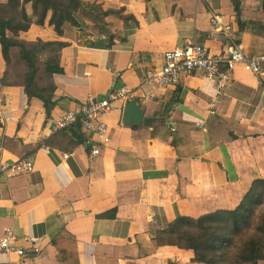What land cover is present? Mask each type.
<instances>
[{"label":"crops","instance_id":"0c3cea01","mask_svg":"<svg viewBox=\"0 0 264 264\" xmlns=\"http://www.w3.org/2000/svg\"><path fill=\"white\" fill-rule=\"evenodd\" d=\"M82 1L123 17L104 20L109 34L80 17L83 32L66 24L60 36L49 13L44 23L32 17L20 36L69 44L53 109L28 103L22 87L0 90V163L28 158L35 166L0 172V240L11 231V244L25 251L0 254V264H190L191 254L159 246L155 233L177 218L234 211L264 178V71L258 78L237 66L222 94L202 72L156 95L144 79L187 37L219 54L230 31L247 56H264V0ZM235 2L247 22L242 33ZM5 70L0 46V77ZM125 85L142 86L149 99L131 111V101L115 104L105 118L111 143L98 156L92 135L54 131L66 112Z\"/></svg>","mask_w":264,"mask_h":264},{"label":"trees","instance_id":"16d2710c","mask_svg":"<svg viewBox=\"0 0 264 264\" xmlns=\"http://www.w3.org/2000/svg\"><path fill=\"white\" fill-rule=\"evenodd\" d=\"M235 4L242 33L247 22L240 14L239 3ZM122 12L104 10L97 2L89 4L82 0H0L1 52L6 67L0 77V90L22 87L28 103L38 99L48 110L53 109L54 76L64 73L60 56L69 44L22 40L21 34L32 27L31 18L44 23L50 13V25L60 36L66 24L83 32L80 17L93 22L99 32L109 34L104 20L123 17ZM155 239L161 247H174L191 254L190 264H264V179L252 182L234 211L219 210L199 219L177 218L158 230Z\"/></svg>","mask_w":264,"mask_h":264},{"label":"built area","instance_id":"2783aa9c","mask_svg":"<svg viewBox=\"0 0 264 264\" xmlns=\"http://www.w3.org/2000/svg\"><path fill=\"white\" fill-rule=\"evenodd\" d=\"M211 23L215 30H223V17L213 15ZM227 40L224 49L219 54H212L205 46L196 42L192 37H187L177 49L167 51L164 54V63L161 69L149 71L144 79V85L153 88L152 95H156L159 89L175 88L183 79L188 78L193 72H202L207 78L214 81L216 90L222 94L224 89L230 85L232 72L237 66H242L246 72L256 77L263 76L264 56L250 57L245 54L243 45L237 43L230 31H227ZM1 46V39H0ZM142 86L138 88L127 85L111 91L102 97L90 98L79 110H70L60 117L55 123L54 131L74 130L81 135H92V154H100L99 145H110L108 125L106 116L115 108V104H123L135 101L145 104L149 97L141 96ZM14 109V108H13ZM202 127V124H198ZM70 155H65L68 159ZM35 170L34 163L26 158L14 163L1 162L0 172L3 175L16 176L21 173H32ZM13 233L6 232L0 240V254L23 256L24 248L12 245ZM27 242L35 243L38 240L27 238Z\"/></svg>","mask_w":264,"mask_h":264},{"label":"water","instance_id":"95a60500","mask_svg":"<svg viewBox=\"0 0 264 264\" xmlns=\"http://www.w3.org/2000/svg\"><path fill=\"white\" fill-rule=\"evenodd\" d=\"M134 106H136L137 108H140L138 106V103L137 102L131 101V102L127 103V105H126V111H131L134 108Z\"/></svg>","mask_w":264,"mask_h":264},{"label":"rangeland","instance_id":"374dc122","mask_svg":"<svg viewBox=\"0 0 264 264\" xmlns=\"http://www.w3.org/2000/svg\"><path fill=\"white\" fill-rule=\"evenodd\" d=\"M181 44H182V41H181ZM181 44H180V46H181ZM180 46H179V47H180ZM177 48H178V47H177ZM177 48H176V49H177ZM263 179H264V178H263ZM248 190H249V189H248ZM248 190H247V191H248ZM246 193H247V192H246Z\"/></svg>","mask_w":264,"mask_h":264}]
</instances>
